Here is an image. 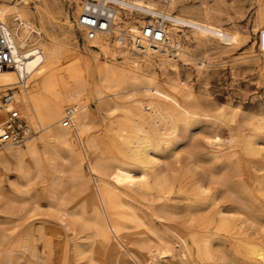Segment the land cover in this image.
Returning <instances> with one entry per match:
<instances>
[{"label": "bare ground", "instance_id": "bare-ground-1", "mask_svg": "<svg viewBox=\"0 0 264 264\" xmlns=\"http://www.w3.org/2000/svg\"><path fill=\"white\" fill-rule=\"evenodd\" d=\"M21 1L0 0L17 59L0 71V92L12 88L38 129L0 149V163L21 170L7 191L0 187V263L75 264L65 230L78 224L114 264H264V112L249 116L203 102L177 77L179 62L193 57L190 44L234 46L239 29L214 20L208 6L173 13L179 0H120L111 31L89 39L77 23L86 0H66L74 3L83 51L48 29L59 0ZM125 2L170 14L167 34L178 53L134 49L136 24L149 18ZM254 4L252 27L264 54V0ZM65 22L73 34L68 15ZM167 70L175 78L160 82L157 72ZM67 107L75 111L64 126ZM65 168L83 191L71 206ZM89 176L93 187L85 184Z\"/></svg>", "mask_w": 264, "mask_h": 264}, {"label": "rangeland", "instance_id": "rangeland-1", "mask_svg": "<svg viewBox=\"0 0 264 264\" xmlns=\"http://www.w3.org/2000/svg\"><path fill=\"white\" fill-rule=\"evenodd\" d=\"M4 1L10 4L17 3L18 5H21L22 3L21 0ZM59 1L62 5V9L54 11V18H52V23L48 26V29L53 30L57 35L65 38L67 42L76 45L79 49L84 51L85 42L83 40V33L76 28L75 24L76 16H74L73 12L74 3H70L66 0H64L65 2L63 0ZM254 3L255 0H179V5L174 8L173 12L177 13L183 5L196 7L208 6L213 10V12H215L211 15L214 20L219 21L225 26L234 24L242 33V40L238 44L230 47H219L206 50L202 46L190 44L189 46L193 57L187 62H179V74L177 77L180 79L181 83L185 82L190 87L192 92L194 91L193 94L196 97H199V99L203 102L207 101L224 106H230L235 108L239 113H248L249 116H255L256 114L258 115L264 112V54L258 50L259 31L254 30L252 27V12L254 10ZM29 4L32 6L33 0H29ZM66 15H68V17L72 20V27L74 26L72 28L73 34L66 31ZM200 59L206 60V62L204 61L206 65L204 64L203 67H199L198 62ZM157 73L160 82L162 77L171 79L176 76L172 70H167L164 74H160L159 71ZM1 94L2 92H0V96ZM86 102H89L88 105L92 106V108L96 106V101H92L89 98L86 99ZM102 110V113H105V109L102 108ZM30 127L31 130L38 129V127L31 125ZM249 128L250 124L247 122L242 123L241 129L242 131L244 130V133H247ZM37 134H35V136ZM228 136V132H222V137L224 139ZM4 148V145H0V149ZM84 168L85 171L88 172L86 164L84 165ZM65 169L64 176H68L66 180L70 186L66 184L64 199L67 205L71 206V204L75 202L83 191L80 190V186L70 180L71 171L69 172L68 168ZM20 173L21 170L14 162H8L6 164L0 163V187L7 191L11 182L15 183L18 181ZM89 180L86 178L85 184L93 187V182L90 176ZM72 183L73 187H71ZM37 189L39 190V188ZM40 201L41 204L44 205L45 199L40 198ZM52 216L53 215L50 214V217ZM71 227L74 229L70 228L68 231L65 230L71 241L68 260L70 259L75 264H114L113 255L109 254L108 256H103L98 249L97 243H92L93 237L90 235L89 229L78 224ZM70 231H72L73 234L72 232L70 233ZM74 231H77L78 234H82L83 236H78L76 234L77 237H74ZM251 231L253 232V230ZM77 243L78 245H76ZM79 244L81 245L79 246ZM188 245L189 248L192 249L191 244L188 243ZM39 247L42 248L41 244ZM80 247L87 249L88 252L92 248L93 259H89L88 252L83 255L77 254L78 251L83 250ZM0 264L6 263L1 262ZM23 264L26 263L24 262Z\"/></svg>", "mask_w": 264, "mask_h": 264}, {"label": "built area", "instance_id": "built-area-1", "mask_svg": "<svg viewBox=\"0 0 264 264\" xmlns=\"http://www.w3.org/2000/svg\"><path fill=\"white\" fill-rule=\"evenodd\" d=\"M119 6H121L120 0H86L77 20L86 38L92 39L99 33L111 31ZM125 6L132 12L143 13L149 18L144 24H136L131 38L134 49L150 46L167 51L169 54L178 53V41L167 34L168 24L172 21L170 14L151 11L146 6L134 2H125ZM16 65L17 59L12 52L9 33L0 18V71ZM74 111V107L65 109L63 124H71ZM31 132V127L21 113L12 88H7L0 96V145L21 144Z\"/></svg>", "mask_w": 264, "mask_h": 264}]
</instances>
